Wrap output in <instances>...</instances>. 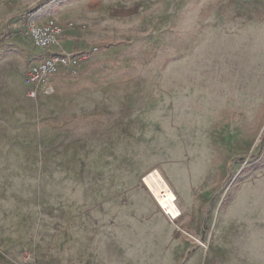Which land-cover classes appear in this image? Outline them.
I'll return each mask as SVG.
<instances>
[{
  "label": "rangeland",
  "instance_id": "374dc122",
  "mask_svg": "<svg viewBox=\"0 0 264 264\" xmlns=\"http://www.w3.org/2000/svg\"><path fill=\"white\" fill-rule=\"evenodd\" d=\"M6 3V32L30 52L0 50V264L264 256V0ZM77 3L91 49L30 98V15Z\"/></svg>",
  "mask_w": 264,
  "mask_h": 264
},
{
  "label": "crops",
  "instance_id": "0c3cea01",
  "mask_svg": "<svg viewBox=\"0 0 264 264\" xmlns=\"http://www.w3.org/2000/svg\"><path fill=\"white\" fill-rule=\"evenodd\" d=\"M2 2L0 0V34H8L4 24L7 20H11L12 6L6 3L7 0ZM82 4H65L63 8L51 13L40 12L35 15H30L32 19V25L35 27H41L47 24L58 25L62 29V35L58 43L51 45L47 48L46 54H60L67 55L80 54L82 52L90 51L91 44L93 42V35L89 31L90 27H84L81 20L86 18V10L82 9ZM76 9H78L76 11ZM34 15V16H33ZM11 38V35L7 37ZM4 39L0 42V50H4L7 47L14 46L24 51V55L29 53L27 49L29 42L27 40H16L14 42ZM38 51V50H37ZM38 51L36 55H40ZM27 56V55H26ZM32 57V55L29 57ZM261 252H253L252 249L246 250L244 247L239 246H222L215 252L212 257L208 252L201 249H194L188 256L183 258L180 264H264V256H260ZM144 264H170V263H158L156 260H149Z\"/></svg>",
  "mask_w": 264,
  "mask_h": 264
},
{
  "label": "built area",
  "instance_id": "2783aa9c",
  "mask_svg": "<svg viewBox=\"0 0 264 264\" xmlns=\"http://www.w3.org/2000/svg\"><path fill=\"white\" fill-rule=\"evenodd\" d=\"M27 34L34 49L41 54L31 57L24 74V85L30 98H36L45 93L52 83V79L60 74L74 76L79 65L84 61L83 54H46V50L58 43L62 29L55 24L41 27L28 25Z\"/></svg>",
  "mask_w": 264,
  "mask_h": 264
},
{
  "label": "bare ground",
  "instance_id": "6f19581e",
  "mask_svg": "<svg viewBox=\"0 0 264 264\" xmlns=\"http://www.w3.org/2000/svg\"><path fill=\"white\" fill-rule=\"evenodd\" d=\"M153 176L150 175L149 179L145 180L149 192L152 194L156 200L159 207L162 209L163 213L167 215L170 219H176L179 215V212L174 204V196L168 190V187L159 180L157 173H154Z\"/></svg>",
  "mask_w": 264,
  "mask_h": 264
},
{
  "label": "trees",
  "instance_id": "16d2710c",
  "mask_svg": "<svg viewBox=\"0 0 264 264\" xmlns=\"http://www.w3.org/2000/svg\"><path fill=\"white\" fill-rule=\"evenodd\" d=\"M7 37H8V34H6V33L0 34V42L3 41L4 39H6Z\"/></svg>",
  "mask_w": 264,
  "mask_h": 264
}]
</instances>
